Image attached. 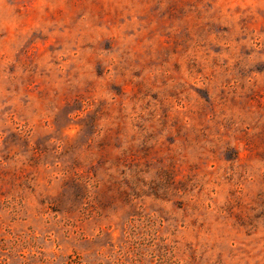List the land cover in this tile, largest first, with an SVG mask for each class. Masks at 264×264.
Returning <instances> with one entry per match:
<instances>
[{
  "label": "rangeland",
  "instance_id": "374dc122",
  "mask_svg": "<svg viewBox=\"0 0 264 264\" xmlns=\"http://www.w3.org/2000/svg\"><path fill=\"white\" fill-rule=\"evenodd\" d=\"M0 264H264V0H0Z\"/></svg>",
  "mask_w": 264,
  "mask_h": 264
}]
</instances>
